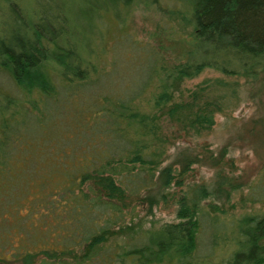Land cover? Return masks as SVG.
<instances>
[{"label": "trees", "instance_id": "16d2710c", "mask_svg": "<svg viewBox=\"0 0 264 264\" xmlns=\"http://www.w3.org/2000/svg\"><path fill=\"white\" fill-rule=\"evenodd\" d=\"M132 1L165 15L158 27L181 44L177 56L119 28ZM0 5V76L9 83L0 84V264H264V210L219 221L200 205L235 187L219 171L214 189L197 183L176 197V220L140 230L124 223L126 197L153 186L161 195L175 176L157 166L163 121L199 133L223 107L226 80L192 88L183 80L204 69L264 78V0H85L79 13L68 0ZM105 9L118 47L100 29L88 32ZM107 51L121 59L103 60ZM135 63L147 66L143 76H109ZM256 187L247 199H264V175ZM203 213L218 225L198 254ZM218 236L228 243L213 255Z\"/></svg>", "mask_w": 264, "mask_h": 264}, {"label": "rangeland", "instance_id": "374dc122", "mask_svg": "<svg viewBox=\"0 0 264 264\" xmlns=\"http://www.w3.org/2000/svg\"><path fill=\"white\" fill-rule=\"evenodd\" d=\"M68 2L78 10V13L86 10L85 0H68ZM0 10L6 20L5 7L0 5ZM108 11L109 9H105L100 17H92L91 21L98 28H88V32L91 29H100L101 39L106 40V45L110 46L111 42L110 47H118L119 44L114 42L117 35L114 26L117 21ZM121 14L125 20L119 28H125L127 36L131 34L145 44H161L158 47L159 51L164 52L163 54L170 58L180 53L181 44L179 42H171L163 38L158 25L162 24L165 15L156 10L153 5L132 1L127 10L124 12L122 10ZM84 22L87 21L84 20ZM173 25L177 28L175 22ZM77 27L73 30L81 29L79 25ZM90 37L95 38L94 34H90ZM118 55L128 59L131 53L122 49ZM113 56L112 52L107 51L101 58L106 61L121 59L117 55ZM102 59L100 64H102ZM104 65L108 66L105 63ZM146 68V65L137 63L124 68L115 67V70H110L109 76L141 77L146 73ZM213 76L221 77L229 84L224 93L223 107L214 113L211 127L199 133L186 132L177 124L163 121L162 130L165 140L162 144L164 149L157 166L169 165L175 176L161 188V195L153 186L147 192L143 189L135 196L126 197L128 202L125 205L127 207L124 223L132 225V227H127L128 230L130 228L140 230L157 226L164 221L176 220L174 214L176 197L182 192H187L190 186L197 183H203L210 190L214 189L218 171L225 176L230 175L235 187L229 190L226 198L223 193L218 196L210 193L200 200V205L204 207V210L207 209L206 212L209 215H214L219 221H227L231 216L264 210V199L252 201L247 199L252 190L257 189V176L264 175V78L261 74L256 78H248L241 75H223L211 69H204L197 75L184 79L181 87L192 88L202 83L205 78ZM0 84L5 88L8 86L6 75L0 76ZM216 90L220 92L219 89ZM185 154L195 158L185 161ZM182 168H184L183 171H181ZM175 177H179L180 182L174 181ZM147 193L154 195L156 202L148 203ZM204 217L207 215L203 213L196 247L198 254L206 250L205 242L209 238V230L218 225L215 221L211 226L205 224ZM126 235L120 232L116 237L121 239ZM227 241V237L222 239L218 236L213 244L216 251L213 255H218L217 248L224 247Z\"/></svg>", "mask_w": 264, "mask_h": 264}]
</instances>
